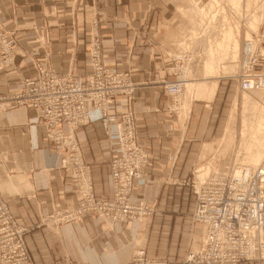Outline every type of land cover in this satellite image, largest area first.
Wrapping results in <instances>:
<instances>
[{"label":"crops","instance_id":"1","mask_svg":"<svg viewBox=\"0 0 264 264\" xmlns=\"http://www.w3.org/2000/svg\"><path fill=\"white\" fill-rule=\"evenodd\" d=\"M197 11L188 0H0V26L15 40L12 61L0 70V198L28 227L24 243L31 264H127L139 246L148 256L167 258V264H183L185 253L200 245L201 225L190 217L195 206L190 174L240 164L242 149L232 109L240 94L232 83L203 79L173 97L161 85L172 79L171 56L182 49ZM93 43L105 68L126 72L132 85L130 110L147 164L132 181L129 199L155 206L140 220L108 223L88 213L57 221L60 211L53 209L72 211L78 194L34 110L11 98L36 64L61 76L88 73ZM125 109L123 95L107 105L114 114ZM88 118L73 135L93 195L106 197L109 160L117 154L114 125L103 126L95 109ZM253 146L244 148L241 141L245 159L259 161L264 143ZM236 264H264V257Z\"/></svg>","mask_w":264,"mask_h":264},{"label":"built area","instance_id":"2","mask_svg":"<svg viewBox=\"0 0 264 264\" xmlns=\"http://www.w3.org/2000/svg\"><path fill=\"white\" fill-rule=\"evenodd\" d=\"M11 32L0 27V70L11 63L14 47ZM90 69L84 76H59L52 70L36 65L31 76L22 78V87L11 98L15 104L31 108L44 127V137L51 147L62 154L60 165L78 194L74 209L63 217L71 220L86 213H94L108 222L139 219L151 212L143 202L130 203L127 195L132 181L141 176L147 164V154L139 146L133 115L126 110L116 119L107 111L108 102L117 94H129L132 85L127 73L106 69L99 58L97 46L89 51ZM237 80L240 91L264 86V30L241 42ZM167 94L177 96L181 80L161 81ZM179 92V93H178ZM100 112V122L114 125L113 140L117 154L110 158L111 198L95 197L86 163L83 161L73 131L89 122L91 110ZM66 125L62 128L61 125ZM199 172V169H196ZM264 168L258 164L231 165L226 170L198 173L191 180L195 195L193 219L204 228L203 243L186 260L196 264H235L241 260L260 257L264 249L262 239L264 194L261 183ZM24 228L9 213L0 198V264H26L27 255L20 238ZM136 249L128 264H163Z\"/></svg>","mask_w":264,"mask_h":264},{"label":"rangeland","instance_id":"3","mask_svg":"<svg viewBox=\"0 0 264 264\" xmlns=\"http://www.w3.org/2000/svg\"><path fill=\"white\" fill-rule=\"evenodd\" d=\"M188 3L196 5V10L197 9H198V11L200 10L199 11V15H200L199 19L201 20L202 24L198 20H195L194 22H192L190 20L191 23H190L189 27L185 29L186 34H187V37L185 39L186 41L184 42L181 50L172 54L171 64L169 66V69H167V72H168V74H170L172 79L171 80L165 79V81L172 82V81H175L176 79L181 80L182 85H181V90H179V92H185V93H186V90L191 91L192 86H193V84L192 85L189 84V85L185 86V83H188V82L194 83V82H197V81H200L203 79H207V80L212 79V81H214L215 78L216 79L220 78L224 82L232 83V85L237 88V91L240 94V97H238L237 104L235 106L233 104L232 109L235 108L234 112H235V115L238 117V121H239L238 122V133H239V137H240V148L242 150L238 149V151H239L238 153L240 154V156H239L240 164L238 163V164H231V165L232 166L237 165V167L241 166V165H248L252 168L258 164H261L264 168V157L261 159V156H259V158L261 159V160H259V158H258L259 161H253L252 159L247 160V159H245V156H244L245 151L241 147V141L242 140H243V147H244L245 142L247 145L250 143L253 144L254 145L253 147H258V145L261 146V144L264 143V125H263V122H264L263 121L264 120V117H263L264 116V91H260L261 89L260 90L258 89L259 92H258V90L240 91L238 89L237 80L235 79V73L237 72L238 61H239L238 59H239V54H240V47H241V42H242L243 38L244 39H248V38L251 39L252 35L255 34L257 31L264 30V10H263L264 0H215V1L214 0H188ZM198 11H197V13H198ZM228 29H232L234 31L233 36H232V40H230L229 43H227V45L226 46L224 45V47H223V44H226V43H223V42H226V40L224 39V34L226 33V31ZM236 29H237V31H236ZM3 30H5V29H3ZM5 31H8V30H5ZM11 34H12V32H11ZM233 40L236 41L237 47L235 49L232 48V45H231V44H233L232 43ZM91 41L97 42L95 39H92ZM14 46H15V43H14ZM93 46H96V43L91 44L88 51H90V49ZM208 48H210V49H208ZM220 48H222L223 50H219ZM13 49H14V47H13ZM211 49H214L215 52H216V50H219V52L217 51L216 52L217 55H215L216 53H214V51ZM208 51L209 52L211 51L212 52L211 54L214 57L208 59L207 58L208 56H206V54L207 55L209 54ZM88 57H89V65H90V56L88 55ZM99 58H100V62L102 63L100 54H99ZM205 60L206 61L210 60L213 63V70L211 73H207L204 70ZM36 65H40V64H36ZM102 65L104 66L103 63H102ZM186 70H189V72H188L189 74H186ZM113 72L124 73V71H113ZM86 74H84V75H86ZM84 75H81V76H84ZM59 76H61V75H59ZM72 76H74V75H72ZM128 82H130V81L128 80ZM186 88H188V89H186ZM263 89L264 88H262V90ZM131 92H132V89H131ZM131 92L129 94L127 93V94H117V95L125 96V100L127 102V101H130V99H131V94H132ZM13 94H11V96H13ZM115 96H113L111 98V100L108 102V104L113 100V98ZM129 107H130V104H129ZM131 112L133 115L132 110H131ZM120 113L121 112L115 114L116 119L119 118ZM260 120H262V122H260ZM133 123H134V115H133ZM110 124H112V123H110ZM240 128H241V134H240ZM241 135H242V140H241ZM248 138H250L249 139L250 143H247ZM136 139H137V137H136ZM251 144H250V147H251ZM199 170L201 171V169H199ZM196 171H197L196 169L192 170L190 177L187 181V184L190 187L191 191H192V187H191L190 182H191V180H193L194 176H196L197 173L199 174V172H196ZM218 171H221V170H218ZM132 186H133V184H132ZM261 187H262V191L264 194V178H263V181L261 183ZM131 189H132V187H131ZM111 190H112V188L110 189L109 196L100 197V198L110 199L111 198ZM192 193H193V191H192ZM129 195H130V192L127 195V199L130 203L143 202L144 204H147L151 207V212L147 215L142 216L139 219H123V220H117V221H112V222H108V221H106L100 217L103 220V222L113 223V222H121V221H125V220H140L144 217L151 216L154 213L155 206L152 203H148V202H145L143 200L132 202L129 199ZM193 195H194V193H193ZM194 199H195V195H194ZM5 206L7 207L6 203H5ZM7 209L9 211V213L11 214L8 207H7ZM194 209H195V206H194ZM53 211H60V212L55 213V216H54L57 219V221H59V222L67 221L63 217L65 212H63L59 209L58 210L53 209ZM193 212H194V210H193ZM193 212L190 215L191 220L193 222H197L193 219V216H192ZM86 214H88V213H86ZM90 214H94V213H90ZM12 217L14 218L13 215H12ZM263 218H264V212H263ZM14 220L21 227L24 228V231L21 234L20 238L22 240V244L24 246V250H25V253L27 255L26 264H31V259H30L29 253H28L26 246H25V243H24V234L28 231V227L26 225L22 224L21 222H19L17 219L14 218ZM197 223H199V222H197ZM263 225H264V220H263ZM201 233H202V238H201L200 245L197 248L192 249V250H188L185 253L183 260H182L183 264H196L195 262L187 261L186 258H187V255H189L190 253L196 252L201 247V245L203 243L204 228L202 225H201ZM262 233H263L262 239H263V243H264V228L263 227H262ZM139 248L143 250L144 255L146 257L158 259V260L163 261L164 262L163 264H167L168 259L163 257V256H148V255H146L145 251H144V247H142V246L136 247L131 252L129 260L131 258L132 253L136 249H139ZM262 257H264V249H263L262 255L260 257L253 258L251 260L259 259ZM129 260H128L127 264L129 263ZM241 261H248V260H241ZM238 262H240V261H238ZM65 264H70V263L66 262Z\"/></svg>","mask_w":264,"mask_h":264},{"label":"bare ground","instance_id":"4","mask_svg":"<svg viewBox=\"0 0 264 264\" xmlns=\"http://www.w3.org/2000/svg\"><path fill=\"white\" fill-rule=\"evenodd\" d=\"M214 1H215V0H214ZM209 5H210V4H209ZM263 10H264V4H263ZM199 11H200V10H199ZM261 13H262V12H261ZM262 14H263V13H262ZM262 14H261V15H262ZM259 15H260V14H259ZM197 20L201 23V20H200L199 18H198ZM198 21H197V22H198ZM252 22H253V21H252ZM201 24H202V23H201ZM199 25H200V24H199ZM204 28H205V27H204ZM202 29H203V28H202ZM236 31H237V29H236ZM233 32H234V31H233L232 29H228V30L226 31V33L224 34V39L226 40V42H223V43H226V44H223V47H224V45L226 46L227 43H229L230 40H232ZM248 39H249V38H248ZM225 40H224V41H225ZM227 41H228V42H227ZM230 43H231V42H230ZM232 43H233V44H231V45H232V48L235 49V48L237 47V46H236V41L233 40ZM221 46H222V45H221ZM221 46H220V47H221ZM218 47H219V46H218ZM223 47H222V48H223ZM203 48H204V47H203ZM222 48H220L219 50H223ZM225 48H226V47H225ZM206 49H207V48H206ZM208 49H210V48H208ZM228 49H229V48H228ZM234 49H233V50H234ZM211 50L214 51V49H211ZM219 50H216V52H217V51L219 52ZM208 52H209V51H208ZM216 52L214 51V53H216ZM235 52H236V51H235ZM211 53H212V52L210 51L208 55L206 54V56H208V57H207L208 59L214 57V56H212ZM214 53H213V54H214ZM215 55H217V53H216ZM199 57H200V56H199ZM203 63H204V62H203ZM189 66H190V65H189ZM204 70H205V72H207V73H211V72H212V70H213V63H212L210 60H208V61L205 60V63H204ZM188 72H189V70H186V74H189ZM185 84H186V83H185ZM189 84H192V83H189ZM185 86H186V85H185ZM262 88H264V86L261 87V88H258V89H259V90L261 89L260 91H264V89L262 90ZM186 89H188V88H186ZM258 89H252V90H258ZM259 90H258V92H259ZM249 91H250V90H249ZM263 117H264V116H263ZM263 121H264V120H263ZM260 122H262V120H260ZM261 124H262V123H261ZM263 125H264V122H263ZM246 137H247V136H246ZM255 137H256V136H255ZM252 139H253V138H252ZM250 144H251V143H250ZM250 144L247 145L246 142H245V143H244V148H245V147H249ZM259 155H260V154H259ZM258 158H259L258 156L255 157L256 160H258ZM251 159H252V158H251ZM253 160H254V159H253ZM246 166H247V165H246ZM249 167H250V166H249ZM250 168H251V167H250ZM202 171H203V169H201V171H199V175H202V174H205V173H207V172L214 171V170H208V171H207V170H206V171L204 170L203 172H202ZM201 172H202V173H201Z\"/></svg>","mask_w":264,"mask_h":264}]
</instances>
